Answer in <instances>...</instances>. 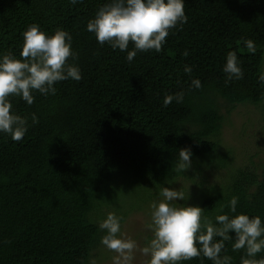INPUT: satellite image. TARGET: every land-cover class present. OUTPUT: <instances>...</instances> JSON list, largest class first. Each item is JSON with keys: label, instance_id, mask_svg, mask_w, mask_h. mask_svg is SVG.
Returning <instances> with one entry per match:
<instances>
[{"label": "trees", "instance_id": "obj_1", "mask_svg": "<svg viewBox=\"0 0 264 264\" xmlns=\"http://www.w3.org/2000/svg\"><path fill=\"white\" fill-rule=\"evenodd\" d=\"M105 2L0 0V53L19 58L22 33L32 24L48 34L62 29L77 54L69 63L82 74L80 81L55 84V95L34 92L32 105L10 97L12 111L28 117L29 127L20 141L0 133V264H90L104 234L98 228L102 205L116 203L125 220L120 195L131 181L150 191L145 199L177 186L187 195L183 206L202 207V219L213 223L232 197L238 198L237 213L264 219V160L230 166V151L220 150L229 117L203 104L216 91L234 107L264 106L258 79L264 72V0H185L187 22L169 31L159 53L138 52L131 63L86 30ZM245 39L254 42V54ZM229 51L237 54L244 77L225 84ZM193 78L201 88H190ZM179 91L182 103L163 106L166 94ZM181 148L193 153L185 173L175 169ZM209 169L215 179H207ZM184 180L192 187L180 184ZM232 243L225 241L221 255L241 264L244 250L232 251ZM262 258L264 252L250 259L258 264ZM180 264L212 261L201 256Z\"/></svg>", "mask_w": 264, "mask_h": 264}, {"label": "clouds", "instance_id": "obj_2", "mask_svg": "<svg viewBox=\"0 0 264 264\" xmlns=\"http://www.w3.org/2000/svg\"><path fill=\"white\" fill-rule=\"evenodd\" d=\"M69 2L75 5L81 0ZM184 5L185 0H106L87 21L86 30L94 34L100 45L107 43L112 49L125 52L126 60L131 63L138 52L154 50L159 53L162 50L169 31L188 20ZM22 37L19 58L11 53H0V133L7 134L13 141L22 140L29 122L28 117L12 111L10 97H19L32 105L34 92L55 95L58 82L82 79L79 65L69 63V58L77 59L70 33L57 29L48 34L40 25L32 24L23 31ZM243 44L249 53L257 51L252 40L245 39ZM183 55L187 56L188 52ZM183 71L190 74L192 68L185 65ZM222 71L226 76L225 84L243 79L244 72L235 52L226 54ZM258 79L264 85V72ZM201 87L199 78L191 80L190 88ZM183 100V91L166 94L163 106ZM31 122H39L35 113L31 114ZM192 156L189 148H181L176 155L175 169L185 173L192 167ZM159 196L160 199L151 205L148 227L153 236L142 248H138L135 240L124 236L122 218L114 213H108L98 223L99 230L104 233L100 244L115 253L113 264H132L137 250L149 258L147 264H180L201 256L212 264H232V257L221 255L228 240L233 241L232 251L244 250L241 264H254L250 258L264 252V219L237 213V197L223 206L227 212L217 214L213 223L206 217L202 219L200 206H174L172 201L184 199L182 192L163 187ZM90 264H96L95 260ZM258 264H264V258Z\"/></svg>", "mask_w": 264, "mask_h": 264}, {"label": "rangeland", "instance_id": "obj_3", "mask_svg": "<svg viewBox=\"0 0 264 264\" xmlns=\"http://www.w3.org/2000/svg\"><path fill=\"white\" fill-rule=\"evenodd\" d=\"M203 104L206 108L217 106L218 114H225L229 121L225 123L221 131L223 147L220 148L222 153L230 151V166L254 167L264 160V106L263 105H234L224 96L216 91L209 92L204 98ZM232 105V106H231ZM234 107L230 111V108ZM214 171L209 169L207 179H215L212 174ZM218 176L224 175L225 170L218 172ZM213 175V176H212ZM180 179H185L181 177ZM209 181V180H208ZM187 188L192 187L190 180L181 181ZM175 188V187H174ZM178 187L176 186V190ZM120 196H123L120 205H123V215H128L125 220H121V231L125 237H129L137 242L138 248L144 247L152 239L153 233L148 227L151 223V205L160 198H147L150 191L143 189V186H135L133 182L126 184L122 189ZM184 195V199L187 195ZM183 200L172 201L176 207H184ZM121 200V198H120ZM187 200V199H186ZM118 202V203H119ZM188 203V201L186 202ZM113 205H102V220L108 213H114L120 217L119 212ZM104 209V210H103ZM101 221V220H100ZM100 242V241H99ZM96 251L92 254L91 261L95 260L96 264H113L112 257L115 253L107 250L101 244L97 245ZM148 257L143 256L138 250L132 264H147Z\"/></svg>", "mask_w": 264, "mask_h": 264}]
</instances>
